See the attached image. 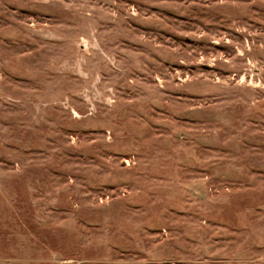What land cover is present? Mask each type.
I'll list each match as a JSON object with an SVG mask.
<instances>
[{"label":"rangeland","instance_id":"374dc122","mask_svg":"<svg viewBox=\"0 0 264 264\" xmlns=\"http://www.w3.org/2000/svg\"><path fill=\"white\" fill-rule=\"evenodd\" d=\"M0 264H264V0H0Z\"/></svg>","mask_w":264,"mask_h":264}]
</instances>
